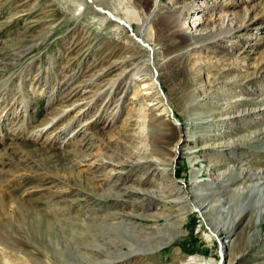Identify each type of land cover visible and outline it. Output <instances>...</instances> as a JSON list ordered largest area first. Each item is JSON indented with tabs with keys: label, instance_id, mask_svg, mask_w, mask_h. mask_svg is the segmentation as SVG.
<instances>
[{
	"label": "rangeland",
	"instance_id": "rangeland-1",
	"mask_svg": "<svg viewBox=\"0 0 264 264\" xmlns=\"http://www.w3.org/2000/svg\"><path fill=\"white\" fill-rule=\"evenodd\" d=\"M136 1L0 0V96L9 103L8 107H18L15 113L8 110L0 122V189L2 192L13 190L17 198L13 196L15 199L7 200V210L0 209V212H9L6 216L12 214L13 220L22 222L21 212L13 211L20 206L18 200L21 199L19 201L32 209L31 214L35 212L44 216L41 217L42 230L46 228L49 217L55 216L61 221L59 232H50L48 236L43 231L25 232L20 236L6 231L4 234L2 230L1 235L8 239L6 244H0V264H6L8 258L7 264H184L192 258L199 260V264H206L203 260H211L215 264L222 258L221 246L214 240L210 242L206 236L209 230L202 216L195 212L185 213L186 201H174L177 194L173 184L182 189L180 197L184 192L189 199L194 198L191 203L208 205L211 196L226 200V206L233 202L234 205L230 204L228 209L236 206L234 213L243 207L242 204L239 206L242 198L226 195L228 188L225 186L230 188L236 182L230 183V179L225 178V184H222L220 175L230 168L226 177L234 178L238 172L235 167H242L246 173L264 174V147L257 139L253 145L234 151L235 156L227 151H224L226 156L223 158L219 155L223 147L221 142L227 135L233 134L237 139L246 136L250 130L264 129V106H261L264 100V22L260 28H255L254 22L264 21V0H158L156 11L152 2L143 10ZM85 2L96 7L94 14L99 4L122 18L128 19V15H132L133 18L126 20L133 29L141 24V19L149 18L143 34L153 52L159 53L161 85L175 118L160 115L159 110H153L149 103L144 108L141 105L146 96L144 87L133 81L127 83L128 93L121 101L117 116H113L115 122L109 130L102 128V120L111 118L107 112L102 117L95 119L93 115L86 119L99 107L94 93L105 89L124 70L140 66L144 55L136 44L128 40L131 33L127 26L111 25L107 18L114 19L109 12L103 19L86 11ZM171 8L180 14L179 21L185 35L166 33L158 30L159 24H154V19H161ZM248 11L246 17L252 20L246 21L244 14ZM225 17H233L246 26L244 29L241 27L231 41L212 49L201 47L210 42V39L203 41L209 31L227 22ZM181 41H185L182 52L192 54L186 60L168 59L173 61L165 68L162 65L166 60H163L164 52ZM186 69L196 74L197 82H191V77L188 79ZM37 78L38 81L35 80ZM124 80L118 81L115 87L123 90ZM248 82L252 85L248 86ZM76 86L77 95L66 100L67 88ZM193 89L195 95L191 93ZM252 90L257 94L253 97L259 99L254 103L248 101L250 95L246 94ZM251 103L262 107L260 116H236L241 107H251ZM83 105L82 112L88 109L84 116H79L78 106ZM210 106L223 109L211 112ZM53 118L54 121L49 122ZM48 122L52 127L37 139V130L50 127ZM160 124L165 130L161 128V136L156 138V143L147 133L145 136L135 134L140 126L150 129ZM51 131L55 134L49 138L54 140L47 143L44 139ZM83 138H86L85 144L81 145ZM150 144L161 152L163 165L160 166L163 169L153 166L150 170L141 166L128 168L122 175L107 180V184L101 183L104 191L82 173L88 181L80 185L83 181L78 179L80 168L77 162L81 156L104 153L105 162L109 161L107 155L114 161L117 156L132 154V151L135 155L136 146ZM237 155L242 157L241 162ZM197 171H200L196 176L198 181L192 179ZM138 175L145 176L142 182L146 191L161 188L164 196L156 193L143 198V195L130 190L134 185L130 182H135ZM194 181L198 185L197 190ZM214 183L215 192L212 193L207 187ZM197 198L203 201L198 202ZM258 205L257 197H253L246 209H253L255 214ZM51 207L53 210L50 212ZM113 213L115 216H111ZM209 213L215 215V212ZM182 214L187 216L181 220ZM69 219H85L88 228L84 221L79 223ZM255 220L256 216L250 227L245 222L251 241L239 242L233 232L222 237V242L227 237L236 239L233 242L237 248L231 252L232 259H235L232 253L238 252L234 264H264V218L259 222ZM103 221L105 225L102 226ZM171 224H177L176 228L170 227ZM31 227L32 224L27 229ZM72 228L75 230L70 231ZM57 241L59 246L56 247ZM131 246L139 255L121 258ZM155 246L159 249L151 251ZM63 247H66L63 252L58 250ZM57 250L63 257L56 253Z\"/></svg>",
	"mask_w": 264,
	"mask_h": 264
},
{
	"label": "bare ground",
	"instance_id": "bare-ground-1",
	"mask_svg": "<svg viewBox=\"0 0 264 264\" xmlns=\"http://www.w3.org/2000/svg\"><path fill=\"white\" fill-rule=\"evenodd\" d=\"M150 2H152L154 11H156V9L159 7L158 0H138V1H136V4H137V6L141 7L144 10L147 6H150L149 5ZM85 5H87L85 10L88 11V12H93V14H94V10H95L96 7L94 8V5L93 6H90L89 4H86V2H85ZM96 6L98 7V9H96L97 12L95 11V14H94L95 16H100L103 19H105V18H107V16H105L106 13L109 12L110 13V16L113 17L114 21H115V19H118L119 21L122 20L125 23V25H128L127 28L129 29V31L131 33V36L130 37L128 36L127 38H128V40L130 42H133L134 44H136L141 49V52L144 55V60L140 63V66L135 65L130 70L129 69L124 70L118 77H116L115 81H112L111 84L108 85L105 89H100V91L94 93L96 95L95 98L99 102V107L96 110L93 111V113L90 115V117H86V119L93 117V115L95 116V119H96V118H98V116L99 117H102L103 116L102 114L107 112V113H109L111 115V118L110 119L108 118V120L106 118L105 119L106 121L105 120H102V118H101V120L103 121L102 128L109 130L110 127L115 122V118L113 116H115V117L117 116V114L119 112V109H120V106L122 104L121 101H122V99L128 93V88L126 86L128 84H131V82H133V81H136V82L141 83V85L144 87V91H145L144 94L146 96L142 100L143 103H141L142 106H145L144 108L148 107V103H149V104H151L153 110H157V111L159 110L160 115H163V114L166 115V116L172 115V117H174V111H173V109L171 107V103L169 101V98H168V96L166 94H164V88L161 85L162 82H161L160 75H159V73H160V71H159L160 64H159V62L157 60L158 59L157 57H158V54L159 53L157 54V53H154L153 52L152 46L150 45L149 41L146 40V38L144 37V34H143V31H144V29L146 27V24H147V21L149 20V18H147V20L141 19V24H139L138 27L136 26L137 28H134L133 29L131 27V23L129 21H127V20H129V18L130 19L133 18L132 15L131 16L128 15L129 18L127 19V18L124 17L125 18L124 19V18L116 15L115 13L111 12V10L108 9L107 7H104V6L99 5V4L96 5ZM87 8H90V10H88ZM92 9H93V11H92ZM167 13L168 14L165 15V16H162L161 19L160 18L154 19L155 17L152 18V19L155 20L154 21L155 22L154 24H156V25L159 24V25H157L158 26V30H162V31H164L166 33H169V34H171V32H174V34L177 32L178 34L181 33V34L185 35L184 29H183V25H181V23L179 21L180 20V14H177L174 11L173 8L169 9ZM247 14H249V11L244 14V18H246V21L252 20V19L246 17ZM153 15L154 14H152L151 16H153ZM107 19H108V22L111 23V25H117V26H120V28H121V26L123 27V24L119 23V21H116V22H118V23H116V22L110 20L111 18L109 19V17ZM226 19H228V20H227V22H225V24H222V25H219V26H216V27L214 26L215 27L214 28V31H209L208 37L207 38L205 37L203 39V41L210 39V42L203 44V46H201V47H204L205 46L206 48H211L212 49L214 47L220 46L221 43H223V42H225L227 40L228 41H231L232 38L234 37V35L237 32H240L241 27H243V29H244V26H246V23L243 24L242 21H237V20L233 19V17H227ZM254 22H256L255 28H260V26L262 25V23L264 21L262 19H260V21H254ZM263 26L264 25H262V27ZM221 34H223V35H221ZM184 42L185 41H181L179 43H176L175 45L172 46L171 49H169V51H167L166 53L164 52L163 60L165 58H166V60L163 61L164 64H162V65H165V68H166V66L169 67L171 65V63H172L173 60H176V59L177 60L178 59H184V60H186L190 56V54H192L191 52H188V53L187 52H184V51L182 52V45H183ZM196 44H198V42H196ZM171 56H173V57H171ZM168 59H173V60H168ZM216 62H218V61H216ZM5 66H7V65H5ZM215 67H217V66H215ZM185 71L188 74V79L189 80H190V77H191V79H192L191 82H193V83L197 82V76H196L195 73L192 72L191 69H189V70L186 69ZM122 79H125L124 80L125 81V87H124L123 90H119L120 88L117 89L115 87V85L117 84L118 81H121ZM35 80L38 81V78L35 79ZM249 84L252 85V83H249L248 82V86H249ZM34 87H37V86L34 85ZM76 89H77V86L76 87H68L67 90H66L67 92H66L64 98L67 100L68 98H71V97L76 96L77 93H78V91H76ZM250 89H251V87H250ZM161 93L163 94V96H161ZM191 93H193L192 95H195L194 94L195 93V90L193 89L191 91ZM246 94L250 95V98H249L248 101H251V102L254 103L255 101L259 100V99H256V98L253 97L254 95H257L256 93H254V91L252 93H246ZM242 95L245 96V94H242ZM60 96H61V94H60ZM186 98L189 99L190 96L188 94H186ZM246 99H248V98H246ZM145 102H147V103H145ZM8 104L9 103L6 100L3 101L2 100V97L0 96V122L3 121L2 120L3 119V116L9 112L8 110L12 109V110H14V113L15 112H18V107H16V106H14V107H8ZM71 105H73V103H71ZM256 105L257 104H252L251 107H249V106H245L243 108L241 107L240 110L238 111V115H236V116H239L240 118H244V117L252 116V115H255V116L259 115L260 116L262 113H259V111H260L259 109H261L262 107L260 108L259 106H256ZM261 106H264V100L263 99L261 101ZM210 108H211V106H210ZM83 109H84V105L83 106H78L77 111L79 113V116L80 115H83L84 116V113H85V111L88 108L85 109V111L82 112ZM222 109H223V107L221 108V106L220 107L214 106L213 108L210 109V111L211 112H213L214 110L220 111ZM62 112L64 113L65 110H63ZM214 112H216V111H214ZM225 120H226V118H225ZM25 121H26V119H25ZM52 121H54V118L52 120H50L49 122L52 123ZM49 122L47 123V126H50V127H45V128H43L41 130H37L38 131V133H37L38 135L35 136L37 139H39L41 136H43L44 133L46 134V130L52 127V125ZM24 124H26V123H24ZM161 126H162V124H160V125H154V126H151L150 129H147V127H145V125L144 126H140L138 128V131L136 130L137 133H135V134H139V135H144L145 136L144 133H147V134H149V135L152 136V138L154 140V141L153 140L152 141L154 143H156L157 142V141L155 142L156 138H159L161 136L159 134L160 131H161V128H162ZM163 129L164 128H162V130ZM73 130H76V129H73ZM52 134H55V132L54 131H51V133L48 134L47 137H45L44 141H47V143H52L53 140H54V138H49V137H53ZM190 137H191V135H190ZM85 139L86 138H83L81 140V142H82L81 145H84L85 144V142H84ZM254 139H257L256 141H258L261 144L260 145L261 147H264V129L256 130V131L255 130H250L247 133L246 136H243V137H240V138L237 137V139L235 138V136L233 134H231V135L229 134L221 142V145H223V147H221L222 150H219V153H220L219 155L222 156V158H223L224 156H226L225 153H224V151H227V153L228 152H232L233 153L234 151H237V150L242 149V147H245L246 145L249 147L251 144L253 145ZM149 140H151V139H149ZM101 143H102V140H101ZM150 145L149 146H142V147L136 146L135 147V155L133 154V151H132V154H124V155H121V156H117V158L114 159V161L111 158V156H108L107 155L108 157L106 156V159L109 160L108 162H105L104 161L105 160L104 159V153H102L101 155H99L98 153H97L98 155L91 153V154H87L86 156L84 155L83 157L81 156L78 159V162H77V165L80 168V176L78 177V179L81 180V181H83L82 183H80V185L83 184L84 181L87 182L88 181L87 177H89V180L91 181L92 184H94V185L97 184L98 186H100L99 187L100 190L101 191H104L103 190L104 189L103 188L104 186L101 183H103V182L106 183V181L109 180V179H111V177L115 178L116 176L122 175L124 172L127 171L128 168H132V167L139 168V166L144 167L146 170H150L153 167H156L157 169L158 168H162V166H160V165H163L162 164L163 163V160L160 158V153L161 152H159V151H157L155 149L154 144H152L151 146ZM75 149L76 150H80L79 148L78 149L75 148ZM86 149H87V145H86ZM103 152H105V151H103ZM232 153H229V154H232ZM119 154H121V153H119ZM232 155L235 156L234 153ZM76 158H78V157H76ZM241 158H242L241 156L238 158L240 160V162L242 160ZM1 162H3V161L1 160ZM7 164H9V163H7ZM14 168H16V167L14 166ZM156 168H155V170H156ZM235 168L238 169V172L236 173L235 171H233L234 173H236L234 175V178L233 177H230V178L229 177H226L227 176V173L230 171V168H226L225 169L226 170L225 173L221 174L219 178H220V182L222 184H225V181H224L225 178L227 180L230 179L229 180L230 183H233V181L236 182V183L231 184L230 185V188H229V185H227L225 187L228 188V192L226 193V195H229L230 194V195H232V197L234 196V197H240V198H242L239 206H241V204H242L243 207L239 208L238 212L232 213L233 208L236 209V206L233 207V208H231L232 210H229L228 209V206L230 204H232V206L234 205L233 202L230 203V204H228L226 206V202H227L226 200H225L226 201L225 202L224 200H222V198L215 199V197L213 198L212 196L210 197L212 199H210V200L207 201L209 207H206L208 205L204 204V202H201L203 200L201 199V201H200L198 198H197L198 199V202L200 201L201 203L198 204L195 201L191 203V201L194 198H192V200L189 199L188 196H185L186 193H184V192H183V197H180L179 195L182 192L181 191L182 189L179 186H177V184H175V183L173 184V186L175 185L174 192H175V194H177V196L174 198V201H176V202L179 201V200L186 201V204L187 205L185 206V208H186L185 209L186 211L184 210L185 213H187V212H195L196 214H199L200 216H202V219L205 222H207L206 225H207V228L209 230V233L208 234L206 233L207 238L210 239V242H212L214 240L215 242H217L219 244V246H221L220 247L221 248V252L220 253L222 254L221 255L222 258L219 259V262H216L215 264H234V262L236 260V256L238 255V252H236L234 254L232 253V256L235 257V259H232L231 258V252L232 251H235V247L237 245H236V242H233V240L235 238H233V240H230L229 239L230 237H227V239H225L222 242V237L224 236L225 233L231 234V232H233L234 233V237L237 236L236 238L239 239V242L242 241V240H244L246 242L251 241V237L252 236L249 235L250 232H248V234L246 233V227H247L246 224H249V227H250V225L254 222V221H252V219L255 216H256V220H255L256 222H259V220H262L264 218V174L263 173H257V172L256 173H250V172L249 173H246L244 171V169H242V167H235ZM0 170H1V168H0ZM3 171H5V170H3ZM249 171H250V169H249ZM82 173L83 174L85 173L86 176L87 175L88 176L87 177H84V176L81 175ZM173 173H174V171H173ZM199 174H200V171L195 172L193 174L192 179L193 180H196V176L199 175ZM229 175H230V173H229ZM138 176L139 177H138V179H136L135 182H133V181L130 182V183H133L134 185L131 188H129L133 192L137 193V195L138 194L139 195H143V198H145L144 196L149 195L147 197L150 198V197H152L153 194L155 195L156 193H160L162 195L164 193V191L161 188H158V190H155L154 189V190H152V192L146 191V189L144 188V183L142 182V177H145V176H140V175H138ZM116 180H117V178H116ZM196 181H198V180H196ZM98 182H100V184ZM113 182H115V181H113ZM215 184L216 183L209 184L208 185L209 187H207V190L210 191V192H212V193H214L215 192V189H214V185ZM92 187H94V186H92ZM194 187H196L195 189L197 190L198 185L196 184L195 181H194ZM109 188H112V187H109ZM105 190H108V189H105ZM111 192L112 193H115L113 191H111ZM116 193H118V192H116ZM257 193H258V196H257ZM14 194L15 193H14L13 190L7 191V192H5V191L2 192V190L0 189V209L2 211L7 210L6 209L7 206H8L7 200H10L14 196ZM25 195H27V194H25ZM162 196H164V195H162ZM14 197L16 198V196H14ZM253 197H257V199L259 201V205L257 206L256 213L255 214L253 212V209H250V210H247L246 209L248 207L247 204H249V202L252 203ZM19 200H21V199H19ZM19 200H18V202L21 203L20 206H18L13 211H16L17 210V212H21V215L23 217V218H21L22 222H19L17 219L16 220H13L12 214L9 215V216H6V215H8L9 212H7V214L0 212V232L2 230H4V231H2V232H4V234H5V231H6V232H9V233L13 232L14 234L17 233V235L19 234L20 236H21L22 233L32 232V231H38V232L43 231L45 234H47V236H48V233H50V232H52L54 234H56V233L59 232V230H58L59 228L58 227H59L61 221L58 218H55V216L53 218L52 217L47 218L48 219L47 226H46V228L44 230H42V228H40V226L42 225V219H41V217H44V216L41 215V214L39 215V214L35 213L34 211H33L34 214H31L30 211L32 209L25 202H21ZM141 201H143V200H141ZM231 201H233V200H231ZM234 202H235V204L238 203L236 201H234ZM54 207H55V205H54ZM10 208L13 209L14 207H10ZM209 208H210V210L212 212H215V215L217 217H215V215H213L214 213L210 214L209 212H211V211L208 212V209ZM165 209H166V207H165ZM52 210H53V207L50 208V212ZM205 213L207 215L208 214L209 215L207 216ZM182 215L183 216L181 217V220L184 219L185 216H187V214L186 215L185 214H182ZM81 216H77V217H81ZM111 216H115V214L114 215H111ZM117 217H119V216H117ZM96 220H97V218H96ZM68 221H76V222H79V223H83L82 221H84L85 226L87 227V225H88V223H87V221H85V219H80V220H77V219H72L71 220V219H69ZM104 221L101 222L102 223V226L105 225L104 224ZM241 221H243V222H241ZM247 221H248V223H247ZM120 222H122V221H120ZM245 222H246V224H245ZM174 223H176V222H174ZM178 223H179V221H177V224ZM31 224H32L33 227H31L30 229H27V226L28 225H31ZM177 224H171L170 227L173 226L174 228H176V225ZM85 226H83V227H85ZM72 230H75V228H72L70 231H72ZM81 232H83V231H81ZM1 233H0V244H6L8 238L5 237L4 235H1ZM244 235H247V237L245 238ZM20 236H18V237H20ZM84 239H86L85 236H84ZM126 241H128V240H126ZM58 242L59 241L55 242V244H54V245H56V247L59 246V243ZM94 242H96V240H94ZM99 245H101V244L99 243ZM239 245L242 246L243 244L241 245V243H239ZM128 246H130V244H128ZM152 247L150 249H152ZM157 247L159 249V246H155L154 249H152L151 251L156 250ZM2 248H3V246H2ZM76 248H77V246H76ZM5 249H6V246H5ZM129 249H130L129 252L124 253L123 254L124 256L122 255L120 257L121 258L122 257H127L128 258L130 256H138L139 255V254H136V252L133 250L134 248L132 246ZM241 249H242V247H241ZM18 250H21V248H19ZM58 250H60L61 252H63L64 250H66V247H63L62 249L59 248ZM58 250L56 251V253L59 254L60 252H58ZM226 250L228 251V253H224ZM61 256L63 257L62 254H61ZM82 257H83V253H82ZM25 258H27V257H25ZM8 259L6 261V264L9 263V260ZM67 259H70V256ZM25 261L26 260H24L23 262H25ZM98 261H100V259ZM198 262H199V260H195V259L192 258L191 260L189 259L186 262H184V264H199ZM203 262H205L206 264H214V262H212L211 260H209V261L203 260Z\"/></svg>",
	"mask_w": 264,
	"mask_h": 264
},
{
	"label": "water",
	"instance_id": "water-1",
	"mask_svg": "<svg viewBox=\"0 0 264 264\" xmlns=\"http://www.w3.org/2000/svg\"><path fill=\"white\" fill-rule=\"evenodd\" d=\"M116 21H118V20H116ZM119 23H121V24H124V25H125V23H124V22H122V21H120ZM125 26H127V27H128V25H125Z\"/></svg>",
	"mask_w": 264,
	"mask_h": 264
}]
</instances>
